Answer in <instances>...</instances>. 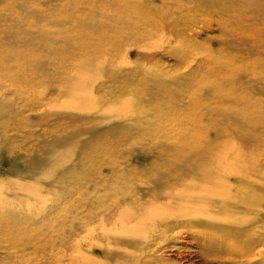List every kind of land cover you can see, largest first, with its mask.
I'll use <instances>...</instances> for the list:
<instances>
[{"label":"bare ground","instance_id":"1","mask_svg":"<svg viewBox=\"0 0 264 264\" xmlns=\"http://www.w3.org/2000/svg\"><path fill=\"white\" fill-rule=\"evenodd\" d=\"M55 1L0 9V45L80 57L62 85L79 112L51 85L0 92V232L24 235L0 264H264V0Z\"/></svg>","mask_w":264,"mask_h":264},{"label":"rangeland","instance_id":"2","mask_svg":"<svg viewBox=\"0 0 264 264\" xmlns=\"http://www.w3.org/2000/svg\"><path fill=\"white\" fill-rule=\"evenodd\" d=\"M10 1L11 0H8V2L1 3L0 9L7 8V7H3V6L10 5ZM27 4H28V7H36L37 6L38 8H42L41 6H38V4H40L39 0H27ZM63 5H64V1L63 0H60V2L59 1H55L54 3H52V5L51 4L49 5V7H48L49 9L47 10V13L59 18L60 15H58L59 14L58 12L60 11V9L64 8ZM56 10H57V12H56ZM262 13H264V11L260 10L259 14H262ZM10 15L13 16V13H11ZM63 17H64V15H63ZM67 26L68 25H66V27L62 26L61 30L56 32V34L59 35V33L61 31H64V30H65V32L67 31L65 36L67 34H71V35L79 34L75 30L76 28L73 25H69L68 27ZM48 27L49 28H53V26H48ZM257 28H259L258 25L253 26V30H251V31L255 32L257 30ZM216 34H217V32L214 31L212 33V36H214ZM208 35H211L210 32L202 33L200 35L199 42L201 40V42L204 44V46H210L211 45V46H213L216 49L220 48V46H217V43L215 41H212V43H211L212 39L209 41V38H207ZM47 40H48V38H47ZM78 42H80V40ZM48 43H49V45L51 47L48 46ZM48 43L45 45L47 47L46 50L43 47L39 48V49H35L31 45H29L27 43H22V42L16 43V44L10 46L9 48H7L5 46H2V44L0 45V73L2 75H3V72L6 74V76H4V77L0 76V92H2V91L7 92V89H10L12 91V93H19L20 94L21 92H23V93H27V94H39V93L43 92L48 86L51 85V86L56 87V92L53 93V95H50L48 97L53 98V102H54L55 99H58V100L61 101L58 106H56V107L52 106L51 107L52 110H56L57 112H62V111L67 112V111H75V110H77V112H79V110H80L79 108L73 107L71 109V107L68 106L71 103L72 98H71V100L68 101L66 106H65V104H63L64 103L63 101L67 97L65 98L64 97V93L62 92L63 82L66 81L65 77L69 78L71 75L76 74L78 72L77 67H80L79 63H78L79 62L78 59H80V57L76 56L77 53H75V55H73V52H75L76 48L72 47L70 49V50H72V55L73 56L71 55V57L69 59H66L65 58V52H63L64 51L63 47L65 46L66 42H59V41H56V42H52L51 41L50 42L49 41ZM257 49L263 50V53H264V46H257ZM11 51L19 54V60H20V64H21L20 66H18V64L17 63L15 64L14 62H7L6 63L1 58V54H3V53H6V54L7 53H13ZM41 59H46L48 61L47 66L50 67V68H47L48 70L46 69V71H48L50 73L52 72V75L51 76H47V77H52L53 81H51L46 76H42V75L39 76L40 75L39 72L37 73L34 69L31 68L30 65H28V66L22 65L23 61H25V60L30 61V63L32 64L33 62L34 63L38 62V60L40 61ZM14 67H16V69ZM21 70H23V71H21ZM61 72H62V74H61ZM64 72H66V73H64ZM19 77L20 78L21 77L22 78L26 77L28 79L27 81L23 80L25 83L23 84L24 88L22 90L16 89V87H14V85H13L14 82L18 83L17 79H19ZM19 82H21V79H19ZM26 89H28V90H26ZM77 93L78 92L75 91L74 92L75 95H73V97H76ZM69 96H70V94H69ZM66 101H67V99H66ZM67 106H68V108H67ZM178 110H180V112H182V113H185V110H182V109H178ZM48 112H50V109H49ZM52 126L54 128H52ZM52 126L49 127V132L52 135L56 134V133H58V134L63 133V131L70 130L71 128L74 127L73 125H68L67 123H65L63 121V119H60L58 121L55 120V123H53ZM42 130L43 129H41V131ZM151 133H152V131H151ZM130 140H131V142H134V140L137 141V139H130ZM106 154H107V156H112V154H114V151L111 150L110 152H107ZM104 157H106V156H104ZM20 162L22 163L24 161L20 160ZM54 188H55L54 192H58V190H59L58 187H54ZM77 197L78 196H76V198ZM62 208L63 207L60 206V208H58L52 214V218H53L52 219V224L54 225V227H57V231H56L57 233H60L59 232L60 229H58V228L60 227V223L62 222V219H63L64 211H63ZM3 227H4V224H0V228H3ZM33 230L34 229L30 230L29 232L30 233H34V232H32ZM9 232H11V231H8L6 233H1L0 232V244H2L3 248H13V247H16L18 245H21L22 244L21 238H23L24 235H23V231L20 230V227L19 226L16 227L14 229V231L12 232L13 234L16 235L15 238L10 237ZM7 233H8V235H6ZM33 240H35V238H31L30 239V241H33ZM32 251L36 252L32 256H29L30 258L33 259V258H35V256L38 255L39 251H36L33 248H32ZM22 253L23 252H16V256H18V255H20ZM12 254H15V253L12 252ZM3 256H4L3 258H5V257H7L9 255L6 254V255H3ZM12 258H14V257H12Z\"/></svg>","mask_w":264,"mask_h":264}]
</instances>
